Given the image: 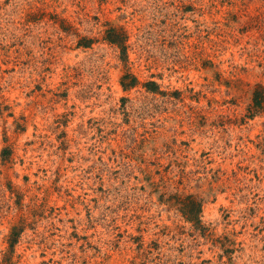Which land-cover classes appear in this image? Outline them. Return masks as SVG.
Returning a JSON list of instances; mask_svg holds the SVG:
<instances>
[{
    "label": "rangeland",
    "instance_id": "1",
    "mask_svg": "<svg viewBox=\"0 0 264 264\" xmlns=\"http://www.w3.org/2000/svg\"><path fill=\"white\" fill-rule=\"evenodd\" d=\"M257 84L264 0H0V264H264Z\"/></svg>",
    "mask_w": 264,
    "mask_h": 264
},
{
    "label": "trees",
    "instance_id": "2",
    "mask_svg": "<svg viewBox=\"0 0 264 264\" xmlns=\"http://www.w3.org/2000/svg\"><path fill=\"white\" fill-rule=\"evenodd\" d=\"M116 28L112 29L111 32L115 33ZM120 32L118 31L116 35H119ZM112 42L114 43H122V39H117L116 36L115 37H111L110 38ZM136 82H132V84L134 85ZM127 85V84H125ZM251 109H255L253 110L254 113H256L257 111L263 110L264 111V85L262 84H257L255 91H254V97H253V105L251 106ZM252 115H255V114ZM180 206V210L183 213V215L186 217L187 220L195 223L196 225H201L202 224V220H201V212H202V201L199 200V198L193 194H189L187 196H185L183 198V200L181 199L179 202ZM17 231V226H14L12 232H11V246L14 247L15 243H16V239L13 236L16 234Z\"/></svg>",
    "mask_w": 264,
    "mask_h": 264
}]
</instances>
